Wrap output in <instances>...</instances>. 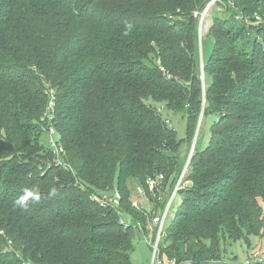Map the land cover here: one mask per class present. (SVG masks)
I'll return each instance as SVG.
<instances>
[{"label":"trees","instance_id":"1","mask_svg":"<svg viewBox=\"0 0 264 264\" xmlns=\"http://www.w3.org/2000/svg\"><path fill=\"white\" fill-rule=\"evenodd\" d=\"M212 1L0 0V264H133L150 216L130 181L164 175L162 209L186 165L165 110L190 144L201 125L161 258L206 264L261 234L264 0H216L204 32ZM25 189L41 200L18 206Z\"/></svg>","mask_w":264,"mask_h":264},{"label":"rangeland","instance_id":"2","mask_svg":"<svg viewBox=\"0 0 264 264\" xmlns=\"http://www.w3.org/2000/svg\"><path fill=\"white\" fill-rule=\"evenodd\" d=\"M212 2L208 5V7H211ZM207 7V8H208ZM209 13V12H208ZM207 17V16H206ZM204 19V25H203V31L205 32L207 30V19ZM204 34V33H203ZM164 120H169V127L173 129L177 133L178 140L182 142L181 148H180V161L186 162L187 165L188 160L192 151L193 142L190 144L187 140V122L186 118L183 117L180 113H171L168 111H164L163 113ZM210 137V130L207 128L205 140L203 142V147H206L208 145ZM58 141V136H52L50 134H46L43 137V143L49 147L51 146V140ZM187 160V161H186ZM185 165V168H186ZM184 168V169H185ZM183 174V173H182ZM182 176V175H181ZM181 178V177H180ZM180 180V179H179ZM178 180V182H179ZM177 182V184H178ZM176 184V185H177ZM184 185V179L181 183ZM181 185V186H182ZM129 187L131 190V200L133 203L137 204V206H140L146 210L149 209L150 204L149 202L142 197L140 194V190L142 189V185L137 180H132L129 183ZM170 188H163L162 192L165 193L161 203L164 202L166 196L170 192ZM180 203V195L177 197V202L173 206V210L176 208V205ZM125 218V217H124ZM146 235V237H145ZM152 230L150 231H142V233L137 232L134 237V244H135V252L132 255V262L133 264H151L153 260V253L150 249L149 242L152 239ZM220 260L218 261H211L206 264H247L252 260L253 255L259 254L261 259L264 261V228L261 231L260 235L257 236H251L248 241L243 239L240 241H231L227 240L221 241L220 244ZM219 247V246H218Z\"/></svg>","mask_w":264,"mask_h":264},{"label":"built area","instance_id":"3","mask_svg":"<svg viewBox=\"0 0 264 264\" xmlns=\"http://www.w3.org/2000/svg\"><path fill=\"white\" fill-rule=\"evenodd\" d=\"M216 2V0L212 1V5ZM210 7L206 8L204 12L201 14H196V16H200V26L203 27L204 19L207 16L209 12ZM162 71L164 72L165 69L162 68ZM169 124V121H167ZM50 133L51 137L55 135L54 128L50 127ZM51 146L54 148V152L57 155V158L60 157L63 150L59 148L57 145V142L53 139L51 140ZM189 169V164L186 165V168L183 171V174L178 182V184L173 189L171 196L168 199V202L164 205V207L160 208V203L165 195V193L162 192L164 188V182H165V176L164 175H158L153 178H149L146 181V187H142L140 190V194L144 199H146L150 207L147 210L148 214L150 216L149 218V228L152 230V239L149 242V245L151 247L152 253H153V260L151 264H173L170 260H164L161 258L160 254V242L162 239V235L164 233V230L170 221V218L172 217V210L173 206L177 202V197L179 196V191L181 188V183L183 182V179L185 178L187 172ZM121 194L116 190L114 194H103V195H94L93 199L102 207H108L110 205H117L121 200ZM135 207L144 209L140 206H137V204L133 203ZM254 260H258L261 264H264V261L261 259L259 254H255L252 257Z\"/></svg>","mask_w":264,"mask_h":264},{"label":"clouds","instance_id":"4","mask_svg":"<svg viewBox=\"0 0 264 264\" xmlns=\"http://www.w3.org/2000/svg\"><path fill=\"white\" fill-rule=\"evenodd\" d=\"M57 194V189L52 187L49 189L47 196L48 198L55 197ZM42 193L39 189H25L23 194H21L16 200V204L20 207H26L28 202L31 200L33 202H39L41 200Z\"/></svg>","mask_w":264,"mask_h":264},{"label":"water","instance_id":"5","mask_svg":"<svg viewBox=\"0 0 264 264\" xmlns=\"http://www.w3.org/2000/svg\"><path fill=\"white\" fill-rule=\"evenodd\" d=\"M200 125H201V123H199L198 129H197V133H196L195 139H194V141H193L192 151H191L190 157H189V159H188V163H187V165L190 163V161H191V157H192V154H193V152H194V148H195V145H196V142H197V136H198V132H199Z\"/></svg>","mask_w":264,"mask_h":264},{"label":"crops","instance_id":"6","mask_svg":"<svg viewBox=\"0 0 264 264\" xmlns=\"http://www.w3.org/2000/svg\"><path fill=\"white\" fill-rule=\"evenodd\" d=\"M170 192H171V191H170ZM170 192H169V193H170ZM147 230L151 232V228H149V226H148ZM140 233H142V232H140ZM145 237H146V235H145ZM149 246H150V245H149ZM150 249H151V247H150Z\"/></svg>","mask_w":264,"mask_h":264}]
</instances>
